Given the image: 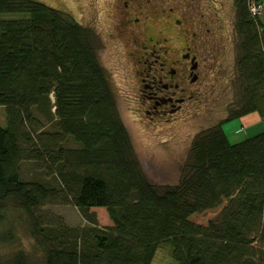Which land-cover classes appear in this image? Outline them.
Masks as SVG:
<instances>
[{
    "label": "trees",
    "instance_id": "16d2710c",
    "mask_svg": "<svg viewBox=\"0 0 264 264\" xmlns=\"http://www.w3.org/2000/svg\"><path fill=\"white\" fill-rule=\"evenodd\" d=\"M232 4L238 102L194 137L178 184L155 188L135 159L90 31L38 2L0 0V219L7 201L24 213L41 264H151L161 244L176 264H264V27L249 12L263 6ZM253 113L262 131L231 145L222 124ZM23 163L55 185L23 181ZM48 205H72L85 224L39 214ZM8 264L27 263L18 253Z\"/></svg>",
    "mask_w": 264,
    "mask_h": 264
},
{
    "label": "rangeland",
    "instance_id": "374dc122",
    "mask_svg": "<svg viewBox=\"0 0 264 264\" xmlns=\"http://www.w3.org/2000/svg\"><path fill=\"white\" fill-rule=\"evenodd\" d=\"M50 9L70 16L83 28H96L95 18L103 0H32ZM199 12L216 22L222 30L223 46L216 54L217 71L211 74V88L199 110L186 115L172 117L169 121L151 124L141 119L135 111L133 96L126 90L124 70L114 58L110 48L96 53L97 61L114 82L111 87L119 118L131 141L135 159L149 184L155 188L176 186L181 179L182 168L187 161L192 140L200 132L216 126L225 120L238 102L239 81L236 68L238 38L235 34L234 8L232 0H196ZM20 15H5V19L21 18ZM98 27V25H97ZM121 68V66H120ZM110 80V81H111ZM110 86L111 82H110ZM131 90V89H130ZM240 120H231L221 128L231 145L243 142L249 136L260 132L257 128L242 130ZM6 126L5 109L0 107V127ZM258 131V132H257ZM20 176L25 182H42L55 185L36 164L23 163ZM53 219L61 220L69 227L83 226L85 222L72 205H48L39 211ZM215 213L204 214L196 220L206 222ZM0 236L8 233L12 239H0V264H8L18 253L27 264H41L42 254L30 237V222L24 213L12 202L7 201L1 213ZM264 250V245L262 246ZM166 244L159 245L151 264H176Z\"/></svg>",
    "mask_w": 264,
    "mask_h": 264
},
{
    "label": "flooded vegetation",
    "instance_id": "af4514ba",
    "mask_svg": "<svg viewBox=\"0 0 264 264\" xmlns=\"http://www.w3.org/2000/svg\"><path fill=\"white\" fill-rule=\"evenodd\" d=\"M100 5L96 28L88 29L92 44L96 53L112 50L141 119L155 124L199 110L223 46L221 27L199 12V3L103 0Z\"/></svg>",
    "mask_w": 264,
    "mask_h": 264
},
{
    "label": "crops",
    "instance_id": "0c3cea01",
    "mask_svg": "<svg viewBox=\"0 0 264 264\" xmlns=\"http://www.w3.org/2000/svg\"><path fill=\"white\" fill-rule=\"evenodd\" d=\"M259 2L263 6V13L259 17V21L264 27V0H259ZM239 120H240V123L242 124L241 125L242 130H252L254 128H257V130H260V132L262 131V122H261V119L259 118V116L257 114L253 113V114L247 115L245 117H242ZM260 132L255 133V134L249 136L248 138H251V137L257 135Z\"/></svg>",
    "mask_w": 264,
    "mask_h": 264
},
{
    "label": "built area",
    "instance_id": "2783aa9c",
    "mask_svg": "<svg viewBox=\"0 0 264 264\" xmlns=\"http://www.w3.org/2000/svg\"><path fill=\"white\" fill-rule=\"evenodd\" d=\"M250 10L256 16L261 15L263 12V8L260 5H255V4H251Z\"/></svg>",
    "mask_w": 264,
    "mask_h": 264
},
{
    "label": "bare ground",
    "instance_id": "6f19581e",
    "mask_svg": "<svg viewBox=\"0 0 264 264\" xmlns=\"http://www.w3.org/2000/svg\"><path fill=\"white\" fill-rule=\"evenodd\" d=\"M249 12H250V14L252 15V16H254V17H256V15H254L252 12H251V10L249 9ZM263 13V12H262ZM262 15V14H261ZM261 15H259V16H261Z\"/></svg>",
    "mask_w": 264,
    "mask_h": 264
}]
</instances>
